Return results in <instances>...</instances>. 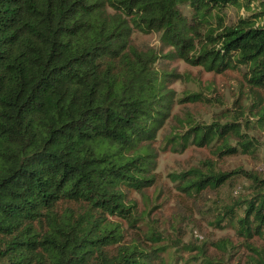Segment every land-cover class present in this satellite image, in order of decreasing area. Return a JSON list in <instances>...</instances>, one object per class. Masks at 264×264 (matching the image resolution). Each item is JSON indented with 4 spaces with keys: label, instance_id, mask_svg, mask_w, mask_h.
Returning a JSON list of instances; mask_svg holds the SVG:
<instances>
[{
    "label": "trees",
    "instance_id": "obj_1",
    "mask_svg": "<svg viewBox=\"0 0 264 264\" xmlns=\"http://www.w3.org/2000/svg\"><path fill=\"white\" fill-rule=\"evenodd\" d=\"M227 6L248 15L226 25L219 13ZM262 18L264 0H0V264H154L156 247L109 248L123 238L109 216L131 221L126 191L156 180L152 142L171 114L178 79L157 59L216 72L244 66L253 96L247 111L264 127ZM136 29L159 32L171 49L157 56L140 48ZM241 129L236 119L194 124L167 141L182 149L222 138V156L236 153L229 139L243 137ZM240 145L255 147L250 138ZM189 173L178 175L189 194L250 176L252 194L225 206L218 222H230L246 241L264 239V178L213 164ZM63 202L72 209L60 211ZM247 248L237 264H264L263 249Z\"/></svg>",
    "mask_w": 264,
    "mask_h": 264
},
{
    "label": "rangeland",
    "instance_id": "obj_2",
    "mask_svg": "<svg viewBox=\"0 0 264 264\" xmlns=\"http://www.w3.org/2000/svg\"><path fill=\"white\" fill-rule=\"evenodd\" d=\"M253 7L259 9L256 1ZM182 9L189 12L185 3ZM219 14L224 24L232 25L247 16L248 10L227 6ZM132 37L140 48L153 51L157 56L171 49L156 31L136 29ZM157 64L175 70L178 79L171 84L176 92L171 114L152 142L158 152L153 168L156 180L142 190L126 191L127 199L135 205L134 218L128 221L117 215L109 216L123 230L122 240L109 248L115 250L130 242L145 244L152 250L156 247L154 264H184L185 261L186 264H210L209 260L237 264L239 256L251 252L248 244L264 250V239L255 237L246 241L230 222H218L217 216L225 206L238 204L252 194V178L239 173L217 188L209 187L189 194L182 189L178 175L184 172L190 175L194 169L208 172L213 164L221 172L243 169L264 178V127L255 124V116L247 111L253 96L249 86L243 84L246 68L241 65L216 72L179 57H159ZM191 94L200 95L190 99ZM235 115L244 117L237 119ZM244 118L251 122L246 124ZM233 119L241 122V134L244 135L229 139V146L236 149L234 154H216L222 138L213 139L205 146L190 143L182 149H176L167 141L171 134H179L189 125L224 124ZM182 125L183 129H176ZM243 138L253 141L254 150L244 151L240 145ZM72 203H60L59 210L71 208ZM73 209L79 212L81 207ZM150 232H155L152 237Z\"/></svg>",
    "mask_w": 264,
    "mask_h": 264
}]
</instances>
